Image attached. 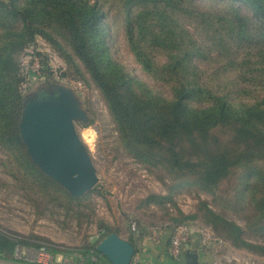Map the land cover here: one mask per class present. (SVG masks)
<instances>
[{"label":"trees","instance_id":"1","mask_svg":"<svg viewBox=\"0 0 264 264\" xmlns=\"http://www.w3.org/2000/svg\"><path fill=\"white\" fill-rule=\"evenodd\" d=\"M206 2L203 8L195 0H0V150L68 203L82 200L39 172L19 137L20 56L42 38L66 65L60 77L95 86L125 154L160 173L165 194H149L142 206L163 210L172 227L198 222L233 248L264 257V0ZM120 31L140 70L162 89L114 58ZM33 55L48 82L47 56ZM184 185L210 200L197 198L194 212L183 213L175 198ZM97 231L84 264H93L94 255L109 264L95 247L117 229L99 222ZM17 245L67 255L0 228V258L14 261Z\"/></svg>","mask_w":264,"mask_h":264},{"label":"rangeland","instance_id":"2","mask_svg":"<svg viewBox=\"0 0 264 264\" xmlns=\"http://www.w3.org/2000/svg\"><path fill=\"white\" fill-rule=\"evenodd\" d=\"M195 3L203 8L208 6L206 0H195ZM34 51L47 56L53 71L49 83L41 77L39 60L33 55ZM111 51L114 58L135 76L162 89L135 63L121 31L116 33ZM65 70L62 58L42 38H37L36 44L26 48L20 56V71L24 77L22 94L24 97L41 95L63 86L80 98L88 112L89 122L87 125L76 123L75 128L92 160L98 182L79 198L72 197L55 182L70 197L82 199L68 203L63 194L43 180L12 164L13 154L9 156L0 150V228L23 237L35 236L42 242L67 250V255L57 258L54 264H75L76 258V264H84L85 247L96 241L99 222L113 227L132 222L135 225L138 221L157 226L167 223L163 210L154 205H141L149 194H165L166 186L161 182L158 171L147 172L122 150L111 116L95 86L72 76L60 77ZM177 192L175 200L186 213L194 210L197 198L210 200L194 186H181ZM232 218L242 225L240 220ZM14 264L21 263L15 261Z\"/></svg>","mask_w":264,"mask_h":264},{"label":"water","instance_id":"3","mask_svg":"<svg viewBox=\"0 0 264 264\" xmlns=\"http://www.w3.org/2000/svg\"><path fill=\"white\" fill-rule=\"evenodd\" d=\"M88 122V112L80 98L63 86L26 96L18 122L19 137L30 160L75 198L98 182L92 160L75 128L76 123ZM95 249L109 264H130L135 251L131 242L115 232L101 239ZM190 259L195 264V256L190 255Z\"/></svg>","mask_w":264,"mask_h":264},{"label":"crops","instance_id":"4","mask_svg":"<svg viewBox=\"0 0 264 264\" xmlns=\"http://www.w3.org/2000/svg\"><path fill=\"white\" fill-rule=\"evenodd\" d=\"M168 224L170 223L165 222L157 226L138 221L135 225L132 222L115 227L117 235L134 246L130 264H191L190 255L195 256V264H211L213 260L222 261L224 264H264V257L233 248L228 243L219 248H205L196 229V225L201 224L198 222L187 224V240L182 244L179 255L174 257L169 252L173 227Z\"/></svg>","mask_w":264,"mask_h":264},{"label":"built area","instance_id":"5","mask_svg":"<svg viewBox=\"0 0 264 264\" xmlns=\"http://www.w3.org/2000/svg\"><path fill=\"white\" fill-rule=\"evenodd\" d=\"M197 232L199 233L202 245L205 248L214 249L223 246L225 243L218 238L210 227L198 224L196 225ZM189 226L187 224L178 225L172 228V233L169 242V252L172 256L176 257L181 251L182 244L187 240ZM14 261L7 262L0 258V264H14L18 261L21 264H54L57 258L61 256H53L45 248L38 249L27 248L17 245L14 249ZM93 264H104L92 256ZM211 264H224L222 261L213 260Z\"/></svg>","mask_w":264,"mask_h":264}]
</instances>
